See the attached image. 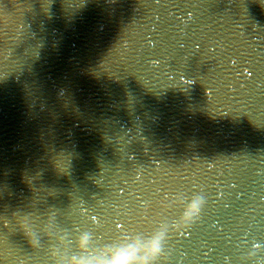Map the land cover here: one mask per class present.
I'll return each instance as SVG.
<instances>
[{"label": "water", "instance_id": "obj_1", "mask_svg": "<svg viewBox=\"0 0 264 264\" xmlns=\"http://www.w3.org/2000/svg\"><path fill=\"white\" fill-rule=\"evenodd\" d=\"M128 246L264 264V0H0V264Z\"/></svg>", "mask_w": 264, "mask_h": 264}, {"label": "clouds", "instance_id": "obj_2", "mask_svg": "<svg viewBox=\"0 0 264 264\" xmlns=\"http://www.w3.org/2000/svg\"><path fill=\"white\" fill-rule=\"evenodd\" d=\"M158 251L157 242L153 241L148 248V253L150 255H154ZM136 249L132 246H128L127 248L118 249L112 255L111 260L108 264H135Z\"/></svg>", "mask_w": 264, "mask_h": 264}]
</instances>
